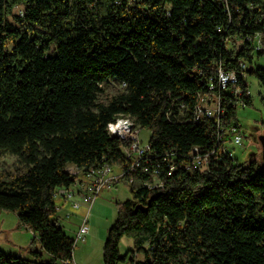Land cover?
Here are the masks:
<instances>
[{
  "label": "trees",
  "instance_id": "trees-1",
  "mask_svg": "<svg viewBox=\"0 0 264 264\" xmlns=\"http://www.w3.org/2000/svg\"><path fill=\"white\" fill-rule=\"evenodd\" d=\"M258 38L264 0H0V160L24 166L0 173V209L41 246L29 256L0 248V264H74L54 194L75 182L70 164L105 163L128 171L132 197L117 203L103 264H264V165L241 161L233 144L232 155L189 167L194 147L241 133V106L231 86L221 89L219 68L235 71L244 93L248 74L264 86ZM112 81L124 89L102 102ZM201 96L222 98L219 122L194 120ZM240 100L252 105L251 93ZM121 116L152 132L148 170L132 171L129 143L110 134ZM123 237L134 241L125 255Z\"/></svg>",
  "mask_w": 264,
  "mask_h": 264
},
{
  "label": "rangeland",
  "instance_id": "rangeland-1",
  "mask_svg": "<svg viewBox=\"0 0 264 264\" xmlns=\"http://www.w3.org/2000/svg\"><path fill=\"white\" fill-rule=\"evenodd\" d=\"M21 8L16 12L21 13ZM263 63V62H262ZM252 105L238 108V118L241 124V133L244 136L243 142L235 145L241 161L258 162L264 165L260 136L264 135V86L254 74H248ZM100 95L102 102L122 91L124 88L116 81L108 82L103 87ZM209 103L211 108L217 107L218 96L211 97ZM125 119V118H124ZM123 119V120H124ZM137 128V127H136ZM140 138L143 143H148L152 132L147 128H138ZM233 144L230 143V146ZM23 164L16 156L7 155L0 160V173L14 174L22 171ZM114 173H119V169L114 168ZM129 182L125 179L116 183L115 186H108L96 198L92 209L88 213L89 232L84 240H76L77 232L83 225L86 208L73 209L71 202H65L61 198L56 199L58 211L55 217L59 218L64 231L72 237L75 243L74 262L75 264H103V251L106 244L110 227L118 217L117 203L123 202L132 197ZM75 201L81 202V197L77 196ZM132 238L123 237L120 244V252L125 255L130 248H133ZM29 246L41 248L40 242L35 238L33 232L27 227L20 225L16 212L0 209V248L10 254L29 256L26 248ZM48 257V255H46ZM138 259H143L142 254H137ZM120 264H132L129 260Z\"/></svg>",
  "mask_w": 264,
  "mask_h": 264
},
{
  "label": "built area",
  "instance_id": "built-area-1",
  "mask_svg": "<svg viewBox=\"0 0 264 264\" xmlns=\"http://www.w3.org/2000/svg\"><path fill=\"white\" fill-rule=\"evenodd\" d=\"M247 40H252L251 37H248ZM258 48L264 47L263 42L258 38L257 40ZM241 74L246 76L245 69L247 68L246 64L241 62ZM237 73L235 71L226 72L222 68H219L218 82L221 89H228L231 86V91L235 95L236 103L235 105L246 107V104L240 100V98L250 95V90L244 93L243 89L237 85ZM213 100L205 96H201L200 102L196 107L195 111V121H199L204 117H211L216 119L218 122L222 119L225 114V110L222 107V98L218 96L217 107L211 108L209 103H212ZM125 118V119H124ZM124 119V120H123ZM137 127V128H136ZM140 125L135 121L134 118L130 117H119L117 120L108 126V130L111 135L120 138L123 141L129 143L127 148L128 158L131 159L130 169L133 171L136 168L143 167V157L150 150V144L143 143L140 138L139 129ZM232 131H238L237 128H232ZM229 133V131H227ZM244 136L242 133H236L233 136V139H218L215 145V148L209 151H203L199 147H194L191 152V163L189 167L197 169H205L208 167L210 159L212 156H216L217 152L221 155H232V153L227 151L226 145L232 144H241L243 142ZM164 161H167L170 174L175 169L172 161H168L167 157H164ZM143 169L148 170V167L144 166ZM67 174L74 178V183L69 187L58 188L55 192V198H61L66 203L71 202L73 209H79L84 206L86 208V216L82 226H80L76 240H84L86 235L89 232V224L87 215L92 209L93 204L96 201L98 195L103 191L104 188L115 185L125 178L128 174V171L119 169V173H114V167L108 163L103 164L97 168L86 169L80 167L76 164H70L66 168ZM158 174V170L154 175ZM132 182V179H129ZM155 186H162V183L155 182ZM79 196L82 201H75L74 199ZM75 264V263H74Z\"/></svg>",
  "mask_w": 264,
  "mask_h": 264
},
{
  "label": "water",
  "instance_id": "water-1",
  "mask_svg": "<svg viewBox=\"0 0 264 264\" xmlns=\"http://www.w3.org/2000/svg\"><path fill=\"white\" fill-rule=\"evenodd\" d=\"M253 68L251 67L250 68V71H252ZM260 143H261V146H262V153H263V159H264V135H261L260 136ZM139 208L137 207L136 210H138Z\"/></svg>",
  "mask_w": 264,
  "mask_h": 264
},
{
  "label": "crops",
  "instance_id": "crops-1",
  "mask_svg": "<svg viewBox=\"0 0 264 264\" xmlns=\"http://www.w3.org/2000/svg\"><path fill=\"white\" fill-rule=\"evenodd\" d=\"M115 186V185H114Z\"/></svg>",
  "mask_w": 264,
  "mask_h": 264
}]
</instances>
